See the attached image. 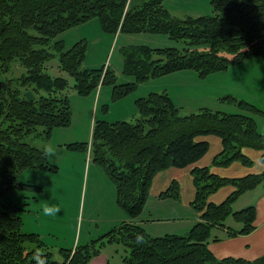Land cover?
I'll return each mask as SVG.
<instances>
[{
    "label": "trees",
    "instance_id": "trees-1",
    "mask_svg": "<svg viewBox=\"0 0 264 264\" xmlns=\"http://www.w3.org/2000/svg\"><path fill=\"white\" fill-rule=\"evenodd\" d=\"M165 2L0 0V264H34L37 249L46 253L48 264H88L108 242L126 247V264H264V256L255 260L220 259L209 249L212 242L256 230V205L235 210L232 202L258 185L264 186V171L228 178L214 173L210 166L194 167L191 172L196 197L191 206L201 215L188 234L153 236L142 223L123 221L83 246L62 248L61 262L39 233L24 231L25 207L11 197L14 190L28 186L40 190L17 179L23 169L56 168L42 149L24 138L38 129L50 137L56 127L72 123L68 76L81 96H88L107 82L113 84L112 102H118L132 96L140 82L158 81L193 69L205 78L264 57V0H211L210 13L186 17L174 15ZM94 19L107 33H163L182 45L130 52L123 70L135 81L119 84L106 65L83 68L87 48L82 40L66 47L65 38L60 37ZM55 59L57 72L52 73L49 63ZM16 67L24 68V72L16 75ZM20 86L31 87L33 94L23 93ZM224 98L233 106L230 112L206 106L183 113L167 89L137 94L134 105L139 117L135 121L96 120L91 143L70 146L90 152L105 168L116 187L118 204L136 219L144 210L157 173L186 168L208 152L209 142L199 141L197 136L215 134L223 138L224 148L214 157V166L228 167L234 161L252 166L253 160L244 148L262 151L264 162V133L256 118L243 112L264 114V110L233 94ZM235 107L243 111L234 112ZM170 185L160 197L179 200L180 184L175 180ZM228 185L235 187L230 197L220 204L210 201L213 193ZM216 228L222 234L213 233ZM138 234L145 238L139 245Z\"/></svg>",
    "mask_w": 264,
    "mask_h": 264
},
{
    "label": "rangeland",
    "instance_id": "rangeland-1",
    "mask_svg": "<svg viewBox=\"0 0 264 264\" xmlns=\"http://www.w3.org/2000/svg\"><path fill=\"white\" fill-rule=\"evenodd\" d=\"M171 1L166 0V4ZM210 1L206 0L203 3V0L201 7H206ZM176 7L177 9H188L177 3ZM191 14H194L193 11L181 12L180 15L186 17ZM60 37L65 38L66 47L82 40L87 48L83 68L100 69L106 65L113 70L119 84L124 81H135V77L126 75L123 70L130 52H139L140 49L147 47L157 49V47H169L172 44L179 47L182 45V42L174 41L169 35L163 33H107L97 19L67 30ZM227 54L226 56L232 57L231 54ZM262 59L254 58L251 61H245L240 66L232 65L224 72L205 78H201L194 69L182 70V72L173 74L170 77L172 80L166 78L170 81L168 83L165 80V85H170L169 91L175 98L181 96L178 102L184 104L183 113L195 112L200 108L199 106L206 105L213 110L230 112L233 106L224 98L229 94H233L239 100L245 99L255 104L260 110H264V59ZM57 63V59L49 63L50 72H57ZM19 69L16 67V75L24 72V68ZM68 77L71 85L68 95L73 106L72 123L67 127H56L50 137L45 132L43 133L42 129H38V132L24 138L26 142L42 150L44 145L54 146L55 155L48 156V159L50 164L57 169L41 167L23 169L18 173L17 179L26 184L36 185L40 187V190L28 186L14 190L11 195L14 202L25 207V211L22 212L24 231L40 232L45 245L53 250L54 258L60 262L64 261L62 248L72 249L83 246L117 226L121 221L118 216L123 217V214L128 216L115 199L116 187L106 174L105 168L91 157L90 152L76 150L70 144L91 143L92 115L93 117L97 115V120L127 118V120L135 121L139 117V114L132 110L136 108L134 105L136 95H144L150 90L159 88L162 84L161 79L140 82L135 87L132 96L125 98L120 105L113 102L107 109L105 104L111 102L113 84L107 82L97 91L89 93L88 96H81L73 88L75 84L73 78ZM20 89L23 93L33 94L31 87L26 89L20 86ZM235 108L234 112L243 111ZM243 112L255 117L260 131L264 133V114L256 111ZM90 166V178L87 182ZM248 192L234 199L232 205L236 207L235 210L255 205L251 203L245 207L242 206L249 199ZM45 201L49 204H56L60 212L55 216L43 215L41 208ZM230 218L233 219V217ZM174 222L172 219L165 220L160 222L158 227L161 229L176 228L178 224ZM147 227L153 229L151 223ZM217 230L213 229V233ZM103 253L109 258L110 264H126L123 259V255H126V247L121 243L108 242L103 248Z\"/></svg>",
    "mask_w": 264,
    "mask_h": 264
},
{
    "label": "crops",
    "instance_id": "crops-1",
    "mask_svg": "<svg viewBox=\"0 0 264 264\" xmlns=\"http://www.w3.org/2000/svg\"><path fill=\"white\" fill-rule=\"evenodd\" d=\"M202 1L203 0H178L176 2V0H172L170 3H168L169 2L168 1L167 4L165 2V6L168 7V9L171 10L172 13L178 17L179 16L182 17L180 15L181 12L187 13L191 11H193L194 13V14H191L192 16H202L204 14L210 13L212 9L210 5L211 1L208 2V5H206V7H201ZM175 2L178 5L180 4L182 6H185L188 9H185V8L177 9ZM205 2L206 0H204L203 3ZM191 15H187V16H191ZM217 74H214V75H217ZM214 75H211V76H214ZM161 80H162V84L159 86V88L155 89V91H162L166 89L167 91H169L170 85L166 86L165 80L168 83L170 80L168 79H161ZM169 92L172 93L171 91ZM173 97L175 98L174 95ZM179 99H181V96H177V98H175V102L178 103L183 108L184 104H182L181 102H178ZM123 101L124 100H120L115 103L120 105V103H123ZM111 104H113L112 96H111V102L105 104L107 106V109L111 107ZM206 106H199V107H206ZM132 110L135 111V108H132ZM97 119H98L97 115H95V117H93L92 115V120H91L92 123L90 127L91 138H92V133H93L92 129ZM117 119L125 120L124 118H117ZM197 140L209 142L208 152L202 158H200L197 161V163L190 165L186 168H178V167L168 168V169H164L161 172L157 173V175L154 177L152 184H151L149 199L147 203L145 204L143 208L144 210L141 213L140 217L136 219H131V217L124 216L123 214V217L118 216V219L121 220L119 221V223L123 221H130V220L137 221L140 224L142 223L146 231L149 232L153 236L154 235L163 236L167 233L188 234L189 229L192 227V225L195 222L200 220V215H201L200 212L199 213L196 212L194 208L191 206L192 201L196 197L195 195L196 189H195V184L193 182V175L191 172V170L194 167H197V166L209 167L210 166L211 170L214 173L218 174L219 176L228 177V178L244 177L245 175H248V174H256V173H260L264 171V162L262 161V157H261L263 155V152L260 150H257V149L254 150L252 148H244L243 150L244 153L253 160L252 166H246V165H243L239 161H234L228 167H224V166L217 167L213 165V161H214L213 159L216 155L220 154V152L224 148L223 138L215 134H208V135L197 136ZM90 169H91V166L88 170L87 182L89 181V178H90L89 177ZM175 180L178 182V184H180V196H181L180 199L175 200L171 198L170 199L161 198L160 195L165 190H167L171 186L170 184ZM234 190H235L234 186H231V185L224 186L222 187V189L212 194V196L210 197V201L216 204H220L222 203V201L230 197ZM248 191H249L248 192L249 199L242 206L245 207L246 205L251 204V203L256 205V209H257V214H256L257 218L255 221L256 230H254L253 232L247 235L228 237L220 242H212L209 245V249L212 253H214L220 259H223L225 257H234V258L240 257V258H244L247 260L248 259L255 260V259H259L260 257L264 256V186L258 185L256 188L248 190ZM234 208L236 207L234 206ZM171 219L175 221L174 222L175 224L176 223L178 224L176 228L161 229L158 227L160 226V222H163L165 220H171ZM233 221L234 220L230 218L229 223L233 224L234 223ZM150 223L152 224L153 229H148L147 225ZM34 232L36 233V231ZM215 233H217L218 235L222 234L220 229H218ZM88 264H110V260L109 258L105 256V253H103V250H102V252L99 255H97L94 259H92Z\"/></svg>",
    "mask_w": 264,
    "mask_h": 264
},
{
    "label": "clouds",
    "instance_id": "clouds-1",
    "mask_svg": "<svg viewBox=\"0 0 264 264\" xmlns=\"http://www.w3.org/2000/svg\"><path fill=\"white\" fill-rule=\"evenodd\" d=\"M43 152L45 156H53L55 155V147L51 145H44ZM41 211L43 215L45 216H55L57 213L60 212V208L56 204H49L47 201H45L42 204ZM144 242H145L144 236L141 234H138L136 237V243L139 245ZM33 261H34V264H48L47 255L41 249H37L34 251Z\"/></svg>",
    "mask_w": 264,
    "mask_h": 264
}]
</instances>
